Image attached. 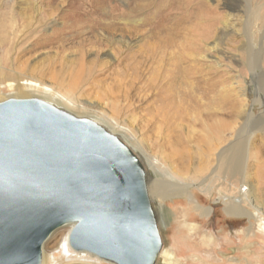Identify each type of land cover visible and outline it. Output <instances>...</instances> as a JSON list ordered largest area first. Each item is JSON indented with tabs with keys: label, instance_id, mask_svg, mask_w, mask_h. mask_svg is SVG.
I'll use <instances>...</instances> for the list:
<instances>
[{
	"label": "rangeland",
	"instance_id": "rangeland-1",
	"mask_svg": "<svg viewBox=\"0 0 264 264\" xmlns=\"http://www.w3.org/2000/svg\"><path fill=\"white\" fill-rule=\"evenodd\" d=\"M238 1L0 0V9L56 10L39 28L41 36L32 34L17 52L2 45L10 29L0 25V68L18 73L20 65L45 62V82L60 95L26 90L15 98H39L90 119L140 157L166 251L156 264H264V252L258 260L252 250L238 251L244 243L264 245V232L253 222L254 213H264V0H251L263 7L251 22ZM157 43L163 52L144 60L146 47ZM199 47L197 76H215L224 95L221 105L210 107L214 118L203 111L208 101H199L194 86L174 79L173 62ZM250 50L260 57L253 68ZM6 55L19 57L15 68ZM82 57L97 63L93 76H79ZM0 90L16 93L5 84ZM215 119L222 129L213 127ZM230 156L241 163L233 174L221 165ZM159 184L174 192L160 195ZM71 228L54 231L44 247L61 246L66 234L69 242ZM57 251L61 264H115L72 248L71 259L62 260Z\"/></svg>",
	"mask_w": 264,
	"mask_h": 264
},
{
	"label": "water",
	"instance_id": "water-1",
	"mask_svg": "<svg viewBox=\"0 0 264 264\" xmlns=\"http://www.w3.org/2000/svg\"><path fill=\"white\" fill-rule=\"evenodd\" d=\"M69 244L115 264H155L162 248L147 173L117 136L39 98L0 102V264H41Z\"/></svg>",
	"mask_w": 264,
	"mask_h": 264
},
{
	"label": "bare ground",
	"instance_id": "bare-ground-1",
	"mask_svg": "<svg viewBox=\"0 0 264 264\" xmlns=\"http://www.w3.org/2000/svg\"><path fill=\"white\" fill-rule=\"evenodd\" d=\"M48 1H54V0H48ZM200 2H202V1H200ZM205 2H207V1H205ZM241 3L244 6V9H245L244 12H245V14L247 16V20L249 22H251L252 19L257 18L259 12H261L260 10L263 8V7L260 8V6H258L259 8L256 7L251 2V0H240L237 2V5H241ZM202 7H204V9H206L207 12L213 11L212 8L210 9L209 7H206L205 3L202 4ZM55 12H56V10L51 9L50 7L46 8V9L45 8L31 7L28 9L21 10V11H17L15 9H13L12 7H8L6 9H0V25L6 26L7 28L10 29V34L8 36H5L1 40L2 45L7 43L6 44L7 52H11L14 49L17 52L19 50L17 48V46L18 45L22 46L24 43H26L29 40V38L32 36V34H36V35L38 34L39 36H41L42 31H40L41 29H39V28L48 19H50L51 17H54L56 15ZM64 14L67 15L68 13H64ZM129 16H130V14H129ZM259 17H260V19L264 20V16L262 14H260ZM227 18H229V16ZM217 20L220 21L219 19H217ZM196 41L197 40H195V42ZM158 47H159V43L154 44L152 46H147L146 48H148V50L150 51V54H146V56H144V60H147L149 58L154 59L158 56V54L162 53L163 51L158 50ZM200 51H202V48L199 47L196 50L195 54L192 53V54H190L189 57L180 55L177 58L179 61L173 62L175 65V68H178V71H179V75L178 76L175 75L174 79H177V77H178L180 79L181 85L184 86L185 88L190 87V86H194L196 91L199 92V94L197 92V97H198L199 101H201L202 99H206V101H208V103H206V101H205L206 106L202 104L203 105V111H205L210 117L214 118L215 116H218V115H216L213 110H210V107L214 104L221 105V101L223 100L222 97L224 95L222 96L220 91L217 90L220 81L216 80L215 76L212 78H207L203 75L197 76V72H199V68H202V65L198 62V57H199L198 55H200L199 54ZM259 58L260 57H257V55L250 50V54H249L248 59H249V64L252 68L257 64ZM3 59L6 60L5 62L7 64V66L14 65V68H15V66L18 64L19 57L18 56L13 57V58H11V61H10V58L6 55V57H4ZM186 59H190V61L192 60L189 67H186L187 64L184 63ZM44 65H45V62L44 63H38L36 65L33 63L23 64V65H20L19 69L21 72H18V73L16 72L17 71L16 68L13 69V71H11V70L6 71L5 66L0 68V85L2 86L3 84H5L10 90H13V89L16 90V93L9 94V95L8 94L7 95L1 94V90H0V100H4V99L8 100V98L9 99H17L15 97H19V95L26 93L25 92L26 90H41V91L45 92L46 94H56V96L60 95V94L56 93V91L54 92V90L51 88V86L48 87L49 85L46 84L45 77L50 72L46 70ZM79 65L80 66H79L78 74H79V76H83V77L86 75L87 76L89 75V77L93 76V74H92L94 72L93 69L95 67H97L96 62H94V63L91 61L86 62L84 57L79 59ZM166 69H167V67H166ZM168 70H170V69H168ZM189 70H190L191 74H189ZM196 76H197V78H195ZM165 86H166V84L163 83L161 85V89H163ZM170 89H172L171 85L167 86L164 89L163 93H167L165 99L171 98V94L168 93V91ZM7 93H8V91H7ZM210 94H213L214 96H210ZM62 97H64V96H62ZM59 109H62V108H59ZM62 110H64V109H62ZM64 111H66V110H64ZM66 112H68V111H66ZM223 126H224V123L220 119H215V122H213V127L216 130L222 129ZM133 153L140 159V157L134 151H133ZM240 164H239V161L237 160V158L234 156H230L228 158H223L222 163H221L223 170L229 172L230 174L236 173L239 169ZM161 185L163 186V184H159V188L157 189V191L160 193V195H164L167 193L170 194V193L174 192L173 187L167 188V190H166L165 188L163 189L161 187ZM242 199H243V197H242ZM230 212H232V211H230ZM70 226L72 227V224H70ZM50 237H53V236L50 235ZM45 243L43 245V250H42L43 254H42V263L41 264H61L60 260L56 256V249H58L57 252L63 253L61 256L62 260L71 259L69 257L70 255H68V254L72 253V251H71L72 247L70 246V244L68 242V235L67 234L64 235V240H63V243L61 244V246H59V244H57L56 247H51V246L50 247H44ZM80 252L85 253V254L88 253V252H84V251H80ZM165 252H166L165 248L162 245V248L158 254V258H157L155 264L158 261H163L164 259H166L164 257ZM91 255L97 256L95 254H91Z\"/></svg>",
	"mask_w": 264,
	"mask_h": 264
},
{
	"label": "crops",
	"instance_id": "crops-1",
	"mask_svg": "<svg viewBox=\"0 0 264 264\" xmlns=\"http://www.w3.org/2000/svg\"><path fill=\"white\" fill-rule=\"evenodd\" d=\"M250 226V225H249ZM247 227L248 229H250L251 227ZM263 248H264V245L263 243H253V244H250V243H244L243 246H241L240 248H238V251L239 252H245L247 253L248 250H252L250 252V256L251 258H256L258 260L261 259V256L263 254Z\"/></svg>",
	"mask_w": 264,
	"mask_h": 264
},
{
	"label": "built area",
	"instance_id": "built-area-1",
	"mask_svg": "<svg viewBox=\"0 0 264 264\" xmlns=\"http://www.w3.org/2000/svg\"><path fill=\"white\" fill-rule=\"evenodd\" d=\"M253 217L256 229L264 232V213H254Z\"/></svg>",
	"mask_w": 264,
	"mask_h": 264
}]
</instances>
